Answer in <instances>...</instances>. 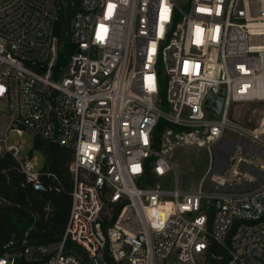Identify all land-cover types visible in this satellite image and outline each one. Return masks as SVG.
Here are the masks:
<instances>
[{"label": "built area", "instance_id": "built-area-1", "mask_svg": "<svg viewBox=\"0 0 264 264\" xmlns=\"http://www.w3.org/2000/svg\"><path fill=\"white\" fill-rule=\"evenodd\" d=\"M3 101L0 155L43 189L23 140L7 143L31 130L71 150L72 188L60 241L0 264H264V111L251 127L229 119L264 106V0H0ZM161 118L179 129L156 145ZM177 145L209 153L195 189L163 182Z\"/></svg>", "mask_w": 264, "mask_h": 264}, {"label": "trees", "instance_id": "trees-1", "mask_svg": "<svg viewBox=\"0 0 264 264\" xmlns=\"http://www.w3.org/2000/svg\"><path fill=\"white\" fill-rule=\"evenodd\" d=\"M68 19V16H61L57 20V32L64 39L63 25L67 26ZM168 127L179 129L163 118L158 121L155 127L156 145L159 144L161 133ZM32 147L44 156L41 167L43 175L40 177L43 189H34L30 183L25 182L17 160L9 152L0 155V255L6 251L22 252L27 245H56L64 232L72 188L68 170L71 150L50 143L39 135H35ZM47 172L53 173L56 179L47 176ZM146 175L148 181L153 180L149 170ZM65 247L67 250L74 248L81 251L70 241H66ZM32 257L34 259L26 261L21 256V264H40L47 258V254L38 255L34 252ZM223 261L210 264H223Z\"/></svg>", "mask_w": 264, "mask_h": 264}, {"label": "rangeland", "instance_id": "rangeland-1", "mask_svg": "<svg viewBox=\"0 0 264 264\" xmlns=\"http://www.w3.org/2000/svg\"><path fill=\"white\" fill-rule=\"evenodd\" d=\"M162 79L165 80V75H163ZM0 108V137H2L4 126L7 123V103L5 101L1 102ZM262 111H264V106L259 104L240 105L235 107V112L229 114V119L233 125H247L251 127L257 123ZM217 117H219V114H214L212 111L206 114V118ZM225 134L231 138H235L234 132L229 129L225 130ZM34 137L35 134L31 130L24 129L21 134H9L7 143L10 144L23 140V148L20 155H32L36 157V166L37 168H41L44 164V156L39 150L33 149ZM170 159L174 165V170L170 171L163 178V182L168 187H173L175 176H177L179 187L182 190H191L197 187L198 182L205 174L209 163V153L206 148L177 145L171 151ZM201 187L202 190H208V180H204Z\"/></svg>", "mask_w": 264, "mask_h": 264}, {"label": "water", "instance_id": "water-1", "mask_svg": "<svg viewBox=\"0 0 264 264\" xmlns=\"http://www.w3.org/2000/svg\"><path fill=\"white\" fill-rule=\"evenodd\" d=\"M214 100L216 101V104L215 106H213V109L216 111V112H219L220 111V108H221V97L218 96V97H215ZM207 107L209 108L210 106L208 105L207 103Z\"/></svg>", "mask_w": 264, "mask_h": 264}]
</instances>
